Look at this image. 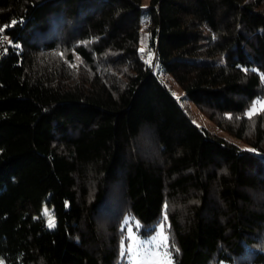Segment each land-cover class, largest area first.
<instances>
[{
    "label": "trees",
    "instance_id": "1",
    "mask_svg": "<svg viewBox=\"0 0 264 264\" xmlns=\"http://www.w3.org/2000/svg\"><path fill=\"white\" fill-rule=\"evenodd\" d=\"M0 29L2 264H125L165 211L174 264H264V0H0Z\"/></svg>",
    "mask_w": 264,
    "mask_h": 264
},
{
    "label": "rangeland",
    "instance_id": "2",
    "mask_svg": "<svg viewBox=\"0 0 264 264\" xmlns=\"http://www.w3.org/2000/svg\"><path fill=\"white\" fill-rule=\"evenodd\" d=\"M147 5H148V0H143V7L145 9L147 8ZM141 49H143V51H141ZM140 51L143 55L144 60L146 62L150 63L152 66H154L155 65V57L150 52V49H149V39H148V31H147L146 25H145V27H143V31H142V38H141V42H140ZM157 72L159 73L161 80L169 87V89L171 90L173 95L179 101H181V103L183 104L184 108L186 109L188 115L191 117V119L198 126L205 127V128H207L213 132H219L217 127L206 116H204L199 111V109L195 106V104L185 97V92L180 87L177 86V84L174 82V80L172 79V77L169 74H167L166 72H164L163 70H161L159 68H157ZM261 103H264V98L255 100V102L249 107L247 114L249 113V111L252 109L253 106L257 107V112L254 113L253 115L259 113L260 111H263L264 109L260 108ZM219 133L225 135L222 132H219ZM45 210H47V213H48L47 214L48 220L50 217L54 218L55 226H56V219L51 214V210H49L47 207H45L44 211ZM131 223L132 222L129 219H127V221L125 222V225H124L126 227V229L131 228V233H129V231L127 230L128 244L127 245L123 244L125 249H127L130 246L135 247L134 243L129 240V235H131L133 237L137 236V233L135 232ZM52 228H54V227H52ZM156 232L153 235L145 237V238L150 239L152 236L156 235ZM148 247H151V245H148ZM125 254L127 255L125 264H133L131 254H129L127 252H125ZM0 264H2L1 261H0ZM136 264H145V258L138 256L136 258Z\"/></svg>",
    "mask_w": 264,
    "mask_h": 264
},
{
    "label": "snow or ice",
    "instance_id": "3",
    "mask_svg": "<svg viewBox=\"0 0 264 264\" xmlns=\"http://www.w3.org/2000/svg\"><path fill=\"white\" fill-rule=\"evenodd\" d=\"M141 51H143V49H141ZM77 59L79 58L77 57ZM71 66L75 67L76 65L73 64ZM260 108L264 109V103H261ZM256 112L257 107L253 106L248 113L249 118H251V116ZM164 208L165 210L168 209L167 202L165 203ZM45 214H48L47 210H45ZM166 222L167 211H165L164 222L158 225L156 235L152 236L150 239L143 237L139 233L140 225L137 223L135 225L137 229V236L133 237L129 235V240L134 243L135 247L130 246L125 249L124 245L122 244L121 256L123 257L125 255V252L131 254L133 264H136V258L138 256L145 258V264H173L172 252L170 251L169 247V235L166 234L165 229ZM48 227H55L54 218H49ZM127 230L129 231V233H131V228ZM148 245H151V247H148ZM176 251H178V249H176Z\"/></svg>",
    "mask_w": 264,
    "mask_h": 264
},
{
    "label": "built area",
    "instance_id": "4",
    "mask_svg": "<svg viewBox=\"0 0 264 264\" xmlns=\"http://www.w3.org/2000/svg\"><path fill=\"white\" fill-rule=\"evenodd\" d=\"M12 36L0 29V58L8 54L9 48L12 43Z\"/></svg>",
    "mask_w": 264,
    "mask_h": 264
}]
</instances>
